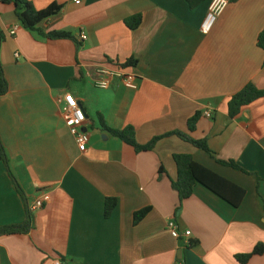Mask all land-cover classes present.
I'll list each match as a JSON object with an SVG mask.
<instances>
[{
    "label": "crops",
    "instance_id": "0c3cea01",
    "mask_svg": "<svg viewBox=\"0 0 264 264\" xmlns=\"http://www.w3.org/2000/svg\"><path fill=\"white\" fill-rule=\"evenodd\" d=\"M4 1L0 61L9 90L0 97V137L26 201L0 162V228L22 225L29 205L45 204L32 212L29 233L0 237V264H240L236 256L264 246V97L235 118L228 109L248 84L264 91V0H233L210 34L201 26L213 0H27L39 11L63 6L39 26L76 38L59 41L26 30ZM137 16L141 25L129 29L126 21ZM129 61L138 89L95 86L98 67ZM67 94L86 112L85 147L63 118ZM101 118L114 130L134 127L141 145L174 132L206 139L216 158L177 136L137 153L104 131ZM177 154L244 190L241 205L197 185L180 208L172 187ZM109 198L118 205L106 218ZM145 208L151 212L134 225ZM171 220L191 237L173 238ZM248 264H264V254Z\"/></svg>",
    "mask_w": 264,
    "mask_h": 264
},
{
    "label": "trees",
    "instance_id": "16d2710c",
    "mask_svg": "<svg viewBox=\"0 0 264 264\" xmlns=\"http://www.w3.org/2000/svg\"><path fill=\"white\" fill-rule=\"evenodd\" d=\"M201 0H197L199 3ZM6 3H13L16 7L15 13L20 22V24L28 31L39 32L48 40L59 41V40H76V38L69 32L54 31L48 34L42 33L39 30V26L42 23L48 22L56 17H58L63 10L62 5L52 4L47 9L37 10L34 6L27 0H5ZM142 23V17L137 16L126 21V25L131 30H136ZM2 33L0 31V43L2 42ZM258 47L264 51V30L260 33L258 38ZM135 63L129 61L124 65H120L121 69H128L133 67ZM9 90L8 82L4 75V69L0 61V97L7 94ZM264 97V91L258 89L254 84H248L244 89L232 97L229 102V115L232 118L237 117L243 108L255 103L256 101ZM201 114L198 113L188 122V131L194 133L197 129V125L200 121ZM101 124L104 131L109 133L112 137L118 138L124 144L132 147L137 153L151 152L156 148L158 142L164 138L170 136H177L183 141L193 145L195 148L202 150L212 157L216 158V154L213 153L209 146L208 141L205 140H195L189 135L183 134L181 132H174L167 134L165 136H160L154 138L146 145H141L136 140V131L134 127L128 126L124 130H114L106 126L101 118ZM174 160L178 169V177L172 182V187L176 191L180 198V208L182 203L191 198L194 194V189L197 185H203L213 193L221 197L223 200L231 204L232 206L238 208L244 197L245 191L228 182L227 180L216 175L212 171L208 170L204 166L197 163L191 155L177 154L174 156ZM219 164L233 168L235 170L242 169L233 161H222L217 160ZM0 162H2L9 173V176L16 185V188L22 198L26 201V195L22 190L20 184L17 182L13 175L10 167V160L8 158L6 149L0 137ZM118 205L117 199L109 198L105 203V217L109 218L113 211ZM179 208V209H180ZM151 212V208H145L134 214V225L141 223ZM33 213L29 209H26V220L20 226H11L0 228V237L9 236L14 234H27L33 228ZM264 254V246L258 245L251 254L236 256V260L240 264H248L250 260L255 256H261Z\"/></svg>",
    "mask_w": 264,
    "mask_h": 264
},
{
    "label": "built area",
    "instance_id": "2783aa9c",
    "mask_svg": "<svg viewBox=\"0 0 264 264\" xmlns=\"http://www.w3.org/2000/svg\"><path fill=\"white\" fill-rule=\"evenodd\" d=\"M75 3H81V0H74ZM233 0H213L207 17L201 26V30L204 34H210L216 25L219 18L225 12V10L230 6ZM17 27L11 31V35H15ZM82 40H87L85 34H81ZM19 57V55H17ZM114 81L121 83L126 89L136 90L138 89L139 78L136 74L129 72L128 69H121L119 66L116 67H106L100 66L96 71V78L94 79V84L98 89L108 90L111 88ZM64 104L62 113L66 125L74 135L76 142L79 146L85 147L90 141V136L87 132H84L85 124L87 123V115L84 108L80 105L78 100L72 94H67L65 98L61 100ZM207 118H211L213 113L211 110H207L203 114ZM45 200L35 201L33 204L29 205V209L34 212L38 209L43 208ZM167 228L171 235L175 239L186 238L189 239L192 235L190 231L181 232L176 221L171 220L167 224ZM57 264H65L57 262Z\"/></svg>",
    "mask_w": 264,
    "mask_h": 264
},
{
    "label": "water",
    "instance_id": "95a60500",
    "mask_svg": "<svg viewBox=\"0 0 264 264\" xmlns=\"http://www.w3.org/2000/svg\"><path fill=\"white\" fill-rule=\"evenodd\" d=\"M87 131H88L87 129L84 130V132H87Z\"/></svg>",
    "mask_w": 264,
    "mask_h": 264
}]
</instances>
